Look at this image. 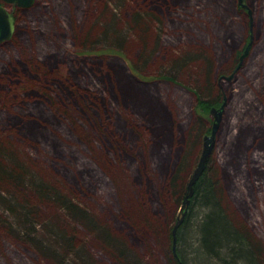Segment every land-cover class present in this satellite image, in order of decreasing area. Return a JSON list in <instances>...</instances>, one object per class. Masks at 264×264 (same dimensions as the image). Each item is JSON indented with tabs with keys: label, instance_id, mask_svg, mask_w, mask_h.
<instances>
[{
	"label": "rangeland",
	"instance_id": "1",
	"mask_svg": "<svg viewBox=\"0 0 264 264\" xmlns=\"http://www.w3.org/2000/svg\"><path fill=\"white\" fill-rule=\"evenodd\" d=\"M243 2L36 0L18 10L0 43V264H175L182 200L168 182L179 154L178 184L190 179L214 122L200 124L199 94L225 103L212 164L233 168L248 203L239 221L264 262V0ZM216 179L226 191L233 183L222 168Z\"/></svg>",
	"mask_w": 264,
	"mask_h": 264
},
{
	"label": "trees",
	"instance_id": "2",
	"mask_svg": "<svg viewBox=\"0 0 264 264\" xmlns=\"http://www.w3.org/2000/svg\"><path fill=\"white\" fill-rule=\"evenodd\" d=\"M1 2L2 0H0ZM239 7L244 9L240 4ZM21 9L13 6V10L11 11L14 14L16 22L18 21L17 12ZM241 55L242 53L237 54V63H239ZM221 105V101L216 100L211 102L210 100L203 99L199 94L195 111L199 117L200 124L209 121L208 115H210L212 107L219 108ZM161 109L164 111L162 106ZM157 118L161 119L159 116ZM159 123H163V120L161 119ZM202 128L204 134L211 131V129L206 130L207 125H203ZM159 147L162 150L161 154L165 158L169 152V148H173V146L167 143L159 145ZM215 152L216 147L213 153L215 154ZM179 156L167 187L168 193L171 192L173 198H176L177 201L183 200L189 181V178H186L187 180L184 179L181 185L178 184L179 174L185 166V156ZM236 157L240 159L238 156ZM165 158L158 159L162 163L161 166L167 162ZM212 160L213 154L207 163L205 172L195 185V192L185 219L178 228L176 242V253L178 257L173 253L171 242L172 260L175 264H180V262L182 264H263L261 249L258 244H254L253 238H251L252 234H250V230L248 229V224L241 225L239 221L241 217L242 220L246 218L243 213L244 211L239 206L244 204V207H246L248 203L246 202V197L237 193L238 189L234 188L236 187L235 185H239V182L238 180H234L236 177L233 168L227 166L224 161H216L213 165ZM237 164L238 166L240 165L238 162ZM221 168L223 174L228 176L234 183L230 187H227L229 189L227 191L226 188L224 189L222 187L219 180L216 179V172ZM251 184H253V181H251ZM261 189L259 187V191H262ZM255 191L257 190L255 189ZM44 192L47 193L46 191ZM224 193H227V199L230 200V205L225 206L223 203ZM196 211L197 214H195ZM194 217L195 223L192 221ZM192 225L194 228H192ZM186 236L194 237L187 246L185 243L182 244ZM169 237L170 241H172V229Z\"/></svg>",
	"mask_w": 264,
	"mask_h": 264
},
{
	"label": "water",
	"instance_id": "3",
	"mask_svg": "<svg viewBox=\"0 0 264 264\" xmlns=\"http://www.w3.org/2000/svg\"><path fill=\"white\" fill-rule=\"evenodd\" d=\"M2 1L6 4H11L14 7L29 8L35 3L36 0H2ZM238 1L239 4L242 5L244 8L247 7V5L243 2V0H238ZM15 27H16V20L14 14L10 10H8L5 6L0 5V43L8 41L13 37V34L15 32ZM249 45L250 44H248L245 53L247 52ZM245 53L241 55L240 57L241 61L243 60ZM227 79H231V77H227ZM224 105L225 103H223L219 108L214 106L210 110V114L214 118L212 131L210 134L205 135L203 138L202 152L199 161L188 181L186 193L182 200V204L180 206L177 221L172 229V248L175 256L177 257H178L176 253L177 231L185 219L186 213L191 203V199L195 192V185L202 177L203 173L205 172L207 163L213 154L216 144V134L221 123ZM180 264L182 263L180 262Z\"/></svg>",
	"mask_w": 264,
	"mask_h": 264
}]
</instances>
